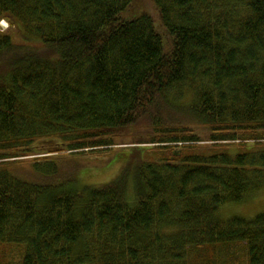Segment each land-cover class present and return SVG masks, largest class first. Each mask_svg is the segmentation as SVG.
<instances>
[{"label":"trees","instance_id":"trees-1","mask_svg":"<svg viewBox=\"0 0 264 264\" xmlns=\"http://www.w3.org/2000/svg\"><path fill=\"white\" fill-rule=\"evenodd\" d=\"M4 19L0 264H264V213H221L264 191V0H0ZM138 129L117 179L75 177Z\"/></svg>","mask_w":264,"mask_h":264},{"label":"rangeland","instance_id":"rangeland-1","mask_svg":"<svg viewBox=\"0 0 264 264\" xmlns=\"http://www.w3.org/2000/svg\"><path fill=\"white\" fill-rule=\"evenodd\" d=\"M9 27L10 24L5 19L2 21V23H0L1 32L7 31ZM13 40L17 44H28L27 42L21 40V38L18 36V33H15L13 35ZM137 131L138 133L131 134L127 138L121 139V141L119 140L120 144H117V148L113 149L111 158H108L107 156L101 158L98 155L94 156L86 154L84 156H81L75 167L77 168L75 171L76 173L74 174L75 177H77L83 184H101L106 183L107 181L114 180L115 178L117 179L120 171H122V168L127 164L128 160H132V157H135L136 159V157L139 156V153L136 150L139 149L141 151L142 148L146 149L147 146L150 145L149 142H147L151 138L148 131H146L145 129H138ZM144 140L146 141V143L144 144L147 145H140V143H142V141ZM228 148L230 151L235 153L240 150V148L237 146H228ZM177 150L181 149L179 148ZM72 156L73 154L67 155L68 158H71ZM30 160V158H25V160L21 159V163L18 164L16 171L29 174V172L31 171ZM221 213L225 217V219L239 216L250 219L261 213H264V191L260 192V194L256 196L246 199L243 202L223 206V208L221 209Z\"/></svg>","mask_w":264,"mask_h":264},{"label":"bare ground","instance_id":"bare-ground-1","mask_svg":"<svg viewBox=\"0 0 264 264\" xmlns=\"http://www.w3.org/2000/svg\"><path fill=\"white\" fill-rule=\"evenodd\" d=\"M3 21V20H2ZM2 21L0 23H2Z\"/></svg>","mask_w":264,"mask_h":264}]
</instances>
